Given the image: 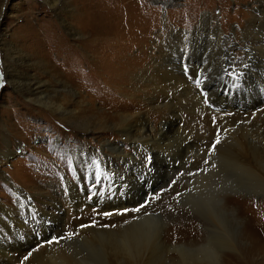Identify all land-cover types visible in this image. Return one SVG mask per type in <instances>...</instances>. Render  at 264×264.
<instances>
[{
  "label": "rangeland",
  "instance_id": "374dc122",
  "mask_svg": "<svg viewBox=\"0 0 264 264\" xmlns=\"http://www.w3.org/2000/svg\"><path fill=\"white\" fill-rule=\"evenodd\" d=\"M257 9L255 0H0V149L11 150L7 158L0 155V203L14 211L18 208L14 186L25 192L42 193L48 204L50 196L55 192L61 198L60 204L65 210L63 226L58 230L63 236H69L61 243L79 237V228L94 222L95 215L92 213L89 216L86 212L94 209L99 210V214L104 212L102 203L99 204L96 198L91 199L93 191L90 188L95 183L99 188L106 184L112 188L114 195L116 185L121 180L112 173L98 171L99 167L90 170L88 166L91 163L78 162L74 153L79 147L86 151L100 149L104 138L117 142L119 139L114 126L121 116L137 108L147 109L143 107L154 94L150 86L146 87L139 82L136 73L139 68L143 70L149 65L146 62L153 55L156 43L166 41L163 39L170 29L181 30L197 24L202 13L215 16L214 22L231 35L232 30L257 13ZM232 39L240 45L236 36H232ZM234 53L237 60L226 63L219 78L222 80L220 87L228 101L234 100L237 93L246 95L249 89L246 78L249 72L245 68L240 73L235 72L239 69L243 52L236 48ZM171 56L178 62L184 61L182 57H185L184 53L175 52ZM184 97L189 98L195 106ZM181 99L177 104L169 103L180 111L181 120L176 126V135L173 134L169 142L175 145L171 148L168 144L167 147L177 157L175 159L179 161V168L173 173L167 172L163 183L153 191V180L141 177L138 169L132 168V165H128L127 173L122 177L130 181L133 173L134 181L142 179L140 182L143 183L145 179L148 182L146 189L150 187V190L148 195L143 196L139 203L141 206L138 207H149L160 200L174 199L179 211L185 212L190 221L195 223L198 232L196 242H201L205 234L207 238H219L211 241L221 244L217 248L221 264H226V260H230L231 264H264V252L254 229L257 224L256 215L264 210V205L263 209L257 206L264 204V184L226 189L225 198L248 199L254 204L249 208V214L237 217L238 226L232 234L228 232V223L224 232L216 228L215 222L206 215L210 209H192L181 200L182 195L190 189L195 172L208 165L209 159L201 154L199 148L207 153L211 149L210 152L214 151L215 154L229 152L231 148L229 140L223 136L220 121H216L213 141L207 146H184L186 135L191 137L196 131V121L209 114L201 110L194 98L183 96ZM203 101L208 106L207 101ZM238 103L235 104L237 108L244 107ZM262 104L264 106V102ZM157 110L148 111L149 120L153 124L161 118ZM261 119H233L226 128L241 123L247 125L253 136L259 134L258 145L264 149L261 147L264 145V122ZM255 123L258 126L256 128ZM203 133L206 132L201 130L200 134ZM183 135L185 137H181ZM4 137L10 141L7 147L3 144ZM122 148L126 152H133L128 145L123 144ZM109 157L112 158V155ZM195 163L198 167H192ZM85 171L92 172L88 175L89 179L83 185H77L79 189L83 188L82 192L87 190L85 197L88 200L85 199L82 206L71 205L65 201L64 185L74 181L77 172L82 175ZM132 204L125 206L132 208ZM33 213L38 215L39 211L35 209ZM14 215L18 213L15 211ZM19 215L24 217L23 214ZM34 216L26 218L28 228L24 234L21 231L16 234L22 247L19 250L14 248L12 260L8 258V261L1 255L0 264H22L24 259L44 250V246L53 241L43 236L41 238L45 241L42 243L45 245L37 241L39 238L35 241ZM163 216L159 227H156L151 246H148L145 255H140L139 264H168L162 259H169L170 264L178 261L177 252L169 248L166 258H163V253L156 254V251L159 252V235L165 241L168 228L177 221L175 216ZM232 225L234 227L235 224ZM242 230L245 234H242ZM84 234L91 236L87 230ZM4 235L6 240H11L10 235ZM230 239L231 245L228 246ZM182 240L187 244L189 239ZM67 247L71 245L67 244ZM111 261L108 264H115ZM122 264L131 263L125 261Z\"/></svg>",
  "mask_w": 264,
  "mask_h": 264
},
{
  "label": "bare ground",
  "instance_id": "6f19581e",
  "mask_svg": "<svg viewBox=\"0 0 264 264\" xmlns=\"http://www.w3.org/2000/svg\"><path fill=\"white\" fill-rule=\"evenodd\" d=\"M255 3L258 8L257 13L244 20L236 30H232L231 35L226 34L222 27L214 22L215 16L209 13H202L197 24H192L181 30L170 29L163 39L166 41L161 40L154 46L155 54L153 53L150 60L146 62V65L149 64L146 69L139 68L136 73L139 82L145 84L146 87L150 86L151 92L154 94V97L146 101L147 105L143 107L148 110L137 108L121 116L120 121L114 126V132L119 139L117 142L104 138L100 149L86 151L82 147L77 148L74 157L78 162L81 160L91 163L88 166L90 170L99 167L98 171L104 174L112 173L121 180L120 184L116 185L114 195H112V188L106 184L99 188L95 183L93 188H90V191H93L90 195L91 199L96 198L99 204L102 203L104 207V212L100 214L97 209L86 212L89 213V216L92 213L95 215L93 224L81 226L79 229L82 232L80 231L79 237L69 238L66 242L61 243L69 236H63L58 230L63 226L62 216L65 210L60 204L61 198L56 195L57 193L52 191L48 204L45 202L46 196L42 193L25 192L14 186L18 196L16 200L18 208L15 210L18 215L15 216V211L12 208L0 203V257L5 256L7 260L8 258L12 260L13 251L19 250L21 246V240L17 239L16 234L18 231L24 234L28 228L26 218L35 215L33 218L36 226L35 241L39 238L37 241L42 243L45 239L50 238L54 243H52L53 241L49 242L44 246V250L24 259L22 264H108L111 260L115 264H122L125 261L139 264L140 255H145L146 249L151 246L157 232L156 227H159L160 221L165 217L163 215L166 214L175 216L177 221H174L168 228L165 241L159 235L157 242L159 252L155 250L156 254L163 253V258H166L169 248L177 252L178 261L175 264H221L217 251L221 244L212 242V239L219 238H215V236L207 238L205 234L201 242H196L198 232L195 223L190 221L185 212L179 211L174 199L160 200L157 204L149 207L138 206H141L139 203L150 190L148 186L146 189L148 184L145 182L146 178L153 180L151 185L153 191L164 180L167 172L179 168V161L177 162L178 159H175L177 157L170 153L167 147L172 141L171 136L175 134L177 124L180 123V111L175 105L170 106L169 103L177 104L182 101L183 96H189L194 98L196 100L194 102H198L201 110L207 112L209 116L196 121V131L191 137L186 135L184 146L187 148L207 146L209 142L213 141L216 121H220L223 136L229 140L231 148L229 150L226 146L229 150L226 153L220 150L223 154L219 152L215 154L214 151L211 153V149L207 153L208 151L204 152L199 148L201 154L209 159L208 165L195 172L192 181L190 180L188 191L191 192L186 191L187 193L182 195L181 200L192 209L196 207L210 209L206 215H209L208 217L215 222L216 228L224 232L225 225L228 223L230 234L238 226L237 217L250 213L249 208L254 204L252 205L248 199L225 198V191L227 188H237L238 186L250 188L256 184H264V149L259 148V134L253 136L247 125H241V123L233 128L226 127L233 119L245 118L247 121H253L254 118L261 117V122H264L262 114V109L264 110L262 104L264 102V0H255ZM232 36L239 39L240 45L234 42ZM236 48H240L243 56L241 64H238L239 69L235 72L240 73L243 68L249 72L247 76L243 75L248 79L249 89L246 95L240 92L236 94L234 100L228 101L223 93V88L220 87L222 80L220 81L219 78L226 63L236 59L234 58ZM174 52L184 53L185 57H182L184 61H179L180 63L175 61L171 56ZM243 63L246 64L243 65ZM185 99L190 102L189 98ZM204 99L209 107L205 105ZM237 101L244 107L237 108L235 105ZM190 103L193 104V102ZM149 109H158L161 113L160 120L155 124L149 120ZM254 127H258L256 123ZM201 130L206 133L201 135ZM3 144L7 147L10 141L4 137ZM123 144L130 146L133 152H126L122 148ZM174 145L169 144L171 148ZM261 147L264 148V145ZM174 149L176 148L174 147ZM0 155L7 158L11 155V150L0 149ZM109 155H112V158ZM128 165L138 169L140 176L146 180L144 179L143 183L140 182L142 179L134 181L133 173L130 181L122 177V175H126ZM192 167H198V164H192ZM90 173L92 172L85 171L81 175L77 172L74 181L69 180L70 182L65 183V201L71 205L82 206L83 201L88 200V197H85L87 190L82 192L83 188L79 189L77 184L83 185L89 179ZM114 175H111L112 178H115ZM127 176L129 177V175ZM93 177L95 182V176L93 175ZM126 186L127 188H125ZM124 189L127 191L124 192ZM129 203H133L132 208L125 206ZM259 205L257 206L263 209L264 204ZM35 209L36 212L39 211L38 215L33 213ZM263 212L264 210L256 215L257 224L254 229L261 242L260 248L264 252ZM19 214H23L24 217H19ZM85 230L91 232L90 237L84 234ZM4 234L10 235L11 240H6ZM242 234H245L243 230ZM42 236L45 239L41 238ZM184 238L189 239L187 244L182 240ZM66 243L71 247H67ZM166 243H171V247ZM229 244L231 245V239L228 241V246ZM162 260L170 264L169 259V261ZM162 260L160 261L162 262ZM226 264H231L230 260H226Z\"/></svg>",
  "mask_w": 264,
  "mask_h": 264
}]
</instances>
